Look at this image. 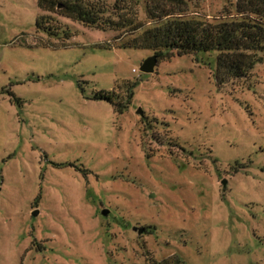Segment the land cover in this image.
<instances>
[{"label":"rangeland","instance_id":"rangeland-1","mask_svg":"<svg viewBox=\"0 0 264 264\" xmlns=\"http://www.w3.org/2000/svg\"><path fill=\"white\" fill-rule=\"evenodd\" d=\"M45 15L0 0V264H264V55L240 78L214 50L143 72L128 34Z\"/></svg>","mask_w":264,"mask_h":264},{"label":"trees","instance_id":"trees-1","mask_svg":"<svg viewBox=\"0 0 264 264\" xmlns=\"http://www.w3.org/2000/svg\"><path fill=\"white\" fill-rule=\"evenodd\" d=\"M37 4L49 13L36 21L37 27L45 28L50 15L65 16L109 30L114 40L128 34L118 45L149 49L157 58L214 50L219 80L245 76L264 55V0H234L231 15L213 19L188 14L187 0H37ZM141 4L143 18L138 13Z\"/></svg>","mask_w":264,"mask_h":264},{"label":"water","instance_id":"water-1","mask_svg":"<svg viewBox=\"0 0 264 264\" xmlns=\"http://www.w3.org/2000/svg\"><path fill=\"white\" fill-rule=\"evenodd\" d=\"M157 57L155 54H151L147 56L142 63L139 66V69L143 72H151L156 64ZM108 211L106 209L101 210V214L105 215ZM134 230H136L138 233H141V229H136L133 227Z\"/></svg>","mask_w":264,"mask_h":264}]
</instances>
